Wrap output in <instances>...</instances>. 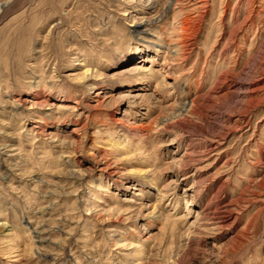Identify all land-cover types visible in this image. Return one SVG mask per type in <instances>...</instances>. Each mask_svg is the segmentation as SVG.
<instances>
[{"label": "rangeland", "instance_id": "rangeland-1", "mask_svg": "<svg viewBox=\"0 0 264 264\" xmlns=\"http://www.w3.org/2000/svg\"><path fill=\"white\" fill-rule=\"evenodd\" d=\"M5 1L0 264H264V0H230L224 23L227 0H209L202 20L199 0H184L195 44L179 64L172 11L137 30L151 0ZM237 3L252 19L230 36ZM192 99L201 114L164 128ZM224 130L204 154L202 139Z\"/></svg>", "mask_w": 264, "mask_h": 264}, {"label": "bare ground", "instance_id": "bare-ground-1", "mask_svg": "<svg viewBox=\"0 0 264 264\" xmlns=\"http://www.w3.org/2000/svg\"><path fill=\"white\" fill-rule=\"evenodd\" d=\"M130 1V0H129ZM152 1V3L153 2H155L154 3V6L153 7H151V8H153V9H156L157 8V5L159 6V8H158V10H156V13H155V15H156V18H155V15L154 16H150L149 15V17H142L141 19H139L138 20V23H137V30L139 31V32H143L144 33V31L146 30V29H144V30H142V27H144V28H147V27H149V29H151L152 27H155V25H157L158 23H160V22H162L166 17H167V15L170 13V11H172V13H173V16L178 20V29H177V32H178V36L176 37V39H175V45L171 48V50H173L172 51V61L173 62H177V64H179V61H183V63H184V61L187 59V57L190 55V52L193 50V45L195 44V42L193 41V38H192V36L189 34V31L191 30V25H193V22H194V20L195 19H193V17H191V16H183V11H184V9L183 8H181L180 7V5L183 3V1L184 0H151ZM226 1V0H225ZM225 1H224V3H225ZM229 1L230 0H227L226 1V5H222L223 7H222V9H221V11H220V18H221V23H224V21H225V17L227 16V14H228V11L230 10V7H229ZM9 3H10V1H5L3 4H2V6H0V9H1V7H3V9H5L8 5H9ZM152 3H148L149 5L150 4H152ZM240 3H241V1H240ZM252 4V3H251ZM208 5H209V0H199V6L198 7H196V8H199V9H204V12H200V13H198V15H195V16H198L199 17V19L200 20H202V16H203V14L206 12V10H208L207 8H208ZM248 6L250 5V4H247ZM175 6H179L178 7V10H174V8L173 7H175ZM248 6H247V8H248ZM185 7V6H184ZM248 12V11H247ZM250 12H252V11H250ZM249 13V12H248ZM259 13V12H258ZM189 14V13H188ZM205 15V14H204ZM181 16H183V17H181ZM248 16V17H247ZM246 16V18H244L242 21H240V19H241V11L239 10V3H237V4H235V6L231 9V20H233V22H235L236 23V26H235V29L230 33V36H232V35H236L238 32H240V31H243L244 30V28L248 25V23H249V21H251V16L249 17V15H247ZM135 19H137V18H135ZM196 22V21H195ZM197 23H200V22H197ZM220 23V24H221ZM196 24V23H195ZM223 25H225V24H223ZM193 27V26H192ZM196 27V26H195ZM220 27H221V25H220ZM222 28H223V26H222ZM220 29V28H219ZM236 29H238V30H236ZM193 30V29H192ZM220 30H222V29H220ZM224 30V29H223ZM195 31V30H194ZM236 31H237V33H236ZM191 33V32H190ZM261 35H262V33H261ZM165 37V36H164ZM175 38V37H174ZM230 39V38H229ZM173 41V40H172ZM152 43V42H151ZM173 43V42H172ZM235 43V42H234ZM253 44V43H252ZM149 45V44H148ZM170 45V44H169ZM225 46L227 47V45L225 44ZM224 46V47H225ZM162 47V46H161ZM168 48V47H167ZM237 48V47H236ZM230 49V48H229ZM240 47H238V49H235V51H238V53L237 54H239L240 53ZM253 49V48H252ZM156 50V49H155ZM225 50H227V49H225ZM158 51V50H157ZM227 52V51H226ZM169 53V52H168ZM224 53V52H223ZM142 54H143V52H142ZM189 54V55H188ZM167 57V56H166ZM165 57V63H167V58ZM225 58V57H224ZM168 63H169V61H168ZM167 63V64H168ZM168 67L171 69L172 68V66H169V64H168ZM143 67H142V65H140V63H133V64H131L130 65V67H129V69H126V71H127V73L131 76V75H133L135 78H138L139 77V75H141L142 74V72H143ZM230 70V69H229ZM89 72H90V69H88L85 73H84V75H82V77H80L79 78V80H90V79H92V77L90 78V76L89 75H87V74H89ZM224 72V71H223ZM91 74V73H90ZM159 74L161 75V72H159ZM92 75H93V73H92ZM129 77V76H128ZM163 79H164V77H163ZM163 79L161 80V82L159 81V83L157 84V87L159 86V88H160V86H163L162 84H164V81H163ZM78 80V81H79ZM83 80V81H84ZM140 82L138 83L139 85H144L146 82H147V78H141L140 80H139ZM31 83H33V82H31ZM34 83H36L35 85L34 84H32L31 86H30V89H38V90H40V91H42V89H41V87L43 86V87H45V88H47V87H54V86H48L47 84H46V82L44 83V84H39L38 83V85H37V82H34ZM91 83V82H90ZM87 84V83H86ZM92 84H94V83H92ZM92 84H87V85H83L82 87H87V86H91V88L93 87V85ZM130 84H132V83H130ZM132 86V85H131ZM262 88H264V84L261 86ZM51 88V89H52ZM258 88H260V87H258ZM50 89V90H51ZM232 92V91H231ZM138 95L139 94H134L133 95V97L134 98H137L138 97ZM132 97V96H131ZM133 103V102H132ZM15 108H19L21 105H20V103L18 102H16L15 103ZM19 111V110H18ZM198 112H200L199 111V102H198V100L197 99H192L191 100V104L190 105H188L187 103H184V104H182V106L177 110V112H175V114L171 117V118H167V119H165V120H163L162 121V123L161 124H163V127L164 128H169V126H170V124H171V122H169V120H173V122H176V123H178L179 124V126H181L182 127V129H183V127H185V125H183V121L182 120H187V119H189V118H192V116H194L195 114H198V115H200L201 114V112H200V114L198 113ZM31 113V112H30ZM36 115L37 113L35 112V113H33V115ZM203 115V114H202ZM239 117V116H238ZM48 118V117H47ZM228 118V117H227ZM34 121H36V122H38L39 121V119H35ZM232 121L234 122V126L235 127H238L239 129L240 128H242L241 126L243 125L242 123H240L241 121H242V118H237V119H232ZM229 122V121H228ZM245 123H247V122H245ZM248 124H250L249 122H248ZM246 126V125H245ZM248 126V125H247ZM126 128H125V131H124V133H123V136L125 135V137H128V135L130 134V135H133V134H135L134 133V131H135V129L134 128H132V127H128V126H125ZM152 129H150V131H151ZM141 133H145L144 131H146L145 129H140L139 130ZM225 131V130H224ZM227 131H225V132H223L222 131V133L221 134H218V135H213V136H211V137H206V139L207 140H205V139H202V143L204 144V150H203V153L205 154V152L206 153H208L209 151L211 152V151H214L215 149H217V146H214L213 147V145L214 144H221V140L225 137V135L227 134L226 133ZM231 132V131H230ZM127 133H129L128 135H127ZM195 135V134H194ZM228 135V134H227ZM203 136V135H202ZM56 137H58L57 135L56 136H54V137H52V139H53V141H55L54 139H56ZM204 137V136H203ZM58 140H60V143H61V145H64V143L66 142L65 141V139H61V138H57ZM56 139V140H57ZM141 139V138H140ZM200 140V139H199ZM225 140V139H224ZM175 141H177V140H175ZM126 142V141H125ZM201 142V141H200ZM223 142V141H222ZM117 145L119 146L120 145V143L119 142H112V144L110 145V149H113L115 146L117 147ZM200 145V144H199ZM125 146V145H124ZM121 147V146H120ZM123 147V146H122ZM189 151H186L185 153L187 154ZM202 153V154H203ZM198 159V158H197ZM184 162V161H183ZM186 163V162H185ZM228 163V162H227ZM187 164V163H186ZM184 167V166H183ZM71 173H74L73 171H71ZM75 178V177H74ZM141 186L143 187V189L145 188L144 187V185H142L141 184ZM140 196L141 195V193L139 192V191H137V192H135V196ZM164 198H166V196L164 197ZM154 211H156V205H153V210H152V213L154 212ZM118 212V211H117ZM157 213V212H156ZM148 214V213H147ZM153 215V214H152ZM156 215V214H155ZM154 216V215H153ZM154 219H155V217H154ZM158 219V218H157ZM106 221V220H105ZM153 221V220H152ZM221 221V220H220ZM215 223V222H214ZM216 225V227L217 228H221V224L220 223H217V224H215ZM217 228H213L214 230L215 229H217ZM212 229V228H211ZM150 236V235H149ZM155 237V236H154ZM117 244V243H116ZM124 246H129V245H124ZM122 247V246H121ZM140 247H142L141 245H137L136 246V250L138 251V249L140 248ZM135 249V248H134ZM139 253V252H138ZM142 253V252H141ZM134 264V263H133ZM139 264H142V263H139Z\"/></svg>", "mask_w": 264, "mask_h": 264}]
</instances>
